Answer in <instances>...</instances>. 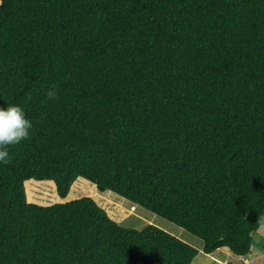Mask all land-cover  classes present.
I'll return each instance as SVG.
<instances>
[{"label":"trees","instance_id":"16d2710c","mask_svg":"<svg viewBox=\"0 0 264 264\" xmlns=\"http://www.w3.org/2000/svg\"><path fill=\"white\" fill-rule=\"evenodd\" d=\"M8 103L32 126L0 164V264L198 256L90 197L27 202L24 183L66 198L77 179L183 228L204 254H251L264 220V0H0Z\"/></svg>","mask_w":264,"mask_h":264},{"label":"rangeland","instance_id":"374dc122","mask_svg":"<svg viewBox=\"0 0 264 264\" xmlns=\"http://www.w3.org/2000/svg\"><path fill=\"white\" fill-rule=\"evenodd\" d=\"M83 180L84 179H77L72 184L70 192L66 198H61L58 194L56 184L54 187V185L49 181L31 183L34 184L33 192L30 191V187H27L24 183L26 197L30 203H36L41 206H50L56 203H66L79 198L90 197L99 206L106 210L111 219L126 228L140 231L145 229L147 226H155L196 249L203 246V241L201 239L190 234L176 224L139 205L133 204L112 191L107 190L101 192L98 190L96 185L93 183L91 184V182L89 183L87 180ZM253 239V247H255L259 252H257L255 248L252 250L253 257L257 255V260H252L251 264H264V220L260 229L254 234ZM225 263L242 264L239 257H235L225 250L212 255H207L201 252L192 264ZM249 263L250 262L248 260L245 262V264Z\"/></svg>","mask_w":264,"mask_h":264},{"label":"clouds","instance_id":"9594fccd","mask_svg":"<svg viewBox=\"0 0 264 264\" xmlns=\"http://www.w3.org/2000/svg\"><path fill=\"white\" fill-rule=\"evenodd\" d=\"M46 95L54 98L56 89L54 87L49 88ZM31 126L32 123L27 117L24 108L19 104L8 103L0 106V164L8 163L10 158L8 146L28 138Z\"/></svg>","mask_w":264,"mask_h":264},{"label":"crops","instance_id":"0c3cea01","mask_svg":"<svg viewBox=\"0 0 264 264\" xmlns=\"http://www.w3.org/2000/svg\"><path fill=\"white\" fill-rule=\"evenodd\" d=\"M256 233V232H255ZM255 233H253V236H254V234ZM254 246V244L252 245V250L255 248V247H253ZM202 248H203V246H201V248H197L198 250H199V254L202 252L203 253V251H202ZM256 249V248H255ZM256 251L257 252H259L257 249H256ZM217 252H215V253H213V254H216ZM199 254H198V256H199ZM208 255H212V254H208ZM197 256V257H198ZM249 261L250 263L249 264H251L252 263V260H257V255H255L254 257H253V251L251 252V254L248 256V257H246V258H241V262H242V264H245V262L246 261ZM194 262V261H193ZM225 264H227V263H225Z\"/></svg>","mask_w":264,"mask_h":264},{"label":"water","instance_id":"95a60500","mask_svg":"<svg viewBox=\"0 0 264 264\" xmlns=\"http://www.w3.org/2000/svg\"><path fill=\"white\" fill-rule=\"evenodd\" d=\"M28 201V200H27ZM29 202V201H28Z\"/></svg>","mask_w":264,"mask_h":264}]
</instances>
